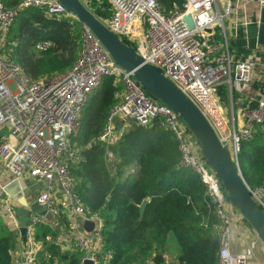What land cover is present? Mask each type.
I'll list each match as a JSON object with an SVG mask.
<instances>
[{
    "label": "built area",
    "instance_id": "built-area-1",
    "mask_svg": "<svg viewBox=\"0 0 264 264\" xmlns=\"http://www.w3.org/2000/svg\"><path fill=\"white\" fill-rule=\"evenodd\" d=\"M80 1L92 12L94 5L109 3L111 14L99 18L122 40L128 39L147 63L157 67L198 106L240 168L242 141L251 140L256 126L264 122V45L259 42L264 0H185L181 9L168 15L157 0ZM250 4L258 8L252 14L247 11ZM27 8L42 10L48 16H72L60 0H20L13 8L0 0V164L15 179L46 182L37 195L38 204L46 206L54 219L66 215L69 220L64 228L67 232L59 234L54 242L65 249L82 250L83 261L89 258L94 264H109L112 257L111 252L103 253L104 220L100 213H91L84 205L66 160L73 136L82 127L84 106L106 77L115 75L123 83V99L110 113L100 139L113 147L118 138V121L148 125L156 118L164 119L180 141L181 165L200 176L223 223L218 264H249L255 255L252 246L242 251L234 249L240 234L232 221L237 209L228 200L227 191L207 163L192 131L178 113L149 95L132 72L117 66L88 27L83 28L82 50L75 65L51 77L33 80L10 52L1 51L6 31L20 10ZM187 15L192 16L193 28L188 26ZM251 27L257 28L254 47L248 37ZM241 37L245 47L251 49L248 55L238 56L231 47ZM50 45L47 40L36 43L40 50ZM225 83L240 92L253 91L254 84L258 86L259 92L250 98V103L257 101L256 107L241 109V127H230L223 114L219 88ZM108 156L110 161L114 159L111 148ZM249 190L264 211V187ZM88 220L95 224L91 232L83 228ZM50 221L46 215L30 219L26 249L17 264H36L39 244L34 239V229ZM54 226L60 227L58 223ZM169 261V255L164 254L159 264ZM142 264L158 263L150 257Z\"/></svg>",
    "mask_w": 264,
    "mask_h": 264
},
{
    "label": "trees",
    "instance_id": "trees-1",
    "mask_svg": "<svg viewBox=\"0 0 264 264\" xmlns=\"http://www.w3.org/2000/svg\"><path fill=\"white\" fill-rule=\"evenodd\" d=\"M2 1L10 8L20 2ZM157 1L167 15L185 3ZM93 12L102 19L109 16V3L94 5ZM83 28L73 16H48L39 9H22L6 31L1 51L10 52L33 80L51 77L77 62ZM43 40L51 45L40 50L36 43ZM123 41L131 45L128 39ZM244 44V37L235 42L238 56L250 53ZM123 93L121 80L107 76L84 106L82 127L73 136L66 160L84 205L104 220L103 253H112L109 264H142L150 257L159 264L164 254H171L169 264H218L223 223L200 176L181 165L180 141L164 119L156 118L148 125L133 123L118 136L113 149L100 139ZM239 161L248 186L264 187V122L256 126L251 140L242 141ZM145 199L149 202L141 216L140 205ZM56 223L60 227L54 226ZM68 225V217L62 215L35 226L34 239L39 244L36 264H83L82 250L65 249L54 242L61 227ZM19 234L0 220V264H17Z\"/></svg>",
    "mask_w": 264,
    "mask_h": 264
},
{
    "label": "water",
    "instance_id": "water-1",
    "mask_svg": "<svg viewBox=\"0 0 264 264\" xmlns=\"http://www.w3.org/2000/svg\"><path fill=\"white\" fill-rule=\"evenodd\" d=\"M60 2L73 17L77 18L97 36L109 51L117 66L132 72L149 95L180 115L200 143L207 163L221 180L227 191L228 200L253 227L264 245V211L253 199L249 186L242 175L241 169L233 159L229 148L222 144L211 123L198 106L157 67L147 63L134 47L126 44L118 34L107 27L80 0H60ZM185 19L188 26L193 28L194 21L192 16L187 15ZM207 31L210 32L209 30ZM259 42L264 45V9L261 12ZM254 87H257V84H254ZM256 105V100L250 104L251 107H256ZM14 182L16 185L20 184L19 179H14ZM13 197L18 198L15 195ZM20 201L24 202L25 198L22 197ZM148 202L149 199H145L140 205L141 216H143ZM33 213L46 215L49 220L54 219L53 214L48 211L47 207L38 204L37 200L31 203L30 209L23 207L18 209V215L21 217L30 218ZM94 226V222L88 220L84 222L83 228L87 232H91ZM19 231L23 241L27 243V225L23 224L20 226ZM83 264H94V262L87 258L83 261Z\"/></svg>",
    "mask_w": 264,
    "mask_h": 264
},
{
    "label": "crops",
    "instance_id": "crops-1",
    "mask_svg": "<svg viewBox=\"0 0 264 264\" xmlns=\"http://www.w3.org/2000/svg\"><path fill=\"white\" fill-rule=\"evenodd\" d=\"M254 6L255 5L253 4L248 5L247 11L252 14L253 9H258ZM231 47L235 50V52H239L237 46H235V42H232ZM258 92V86L254 88V91L249 90L246 92H240L235 87H232L229 83L221 85V106L223 114L227 118L230 127L243 126L244 121L241 117V109L250 105L251 96L257 95ZM222 95H224L223 100ZM132 125L133 123L129 122L128 120L118 121V132L121 134L123 131L131 128ZM14 179L15 177L13 174H11L7 169L3 168V166L0 164V220L5 222L10 228L19 231V227L23 224L27 225L30 219L36 216V214L33 213L30 218L21 217L18 215V209L20 207L30 209L31 203L36 200L39 192L46 187V182L31 178H24L20 179L19 185H16ZM13 195L17 196L18 198H14ZM22 197L25 198L24 202L20 201ZM9 207H12L13 211L9 212ZM232 221L240 232L236 238L234 249L236 251H242L247 247V245H251L255 255L249 261V264H264V245L253 227L237 210L233 212ZM65 227L66 226L61 227L59 234L67 232V230H64ZM25 249L26 243L23 241L22 237H20L15 251L17 260L23 256Z\"/></svg>",
    "mask_w": 264,
    "mask_h": 264
},
{
    "label": "rangeland",
    "instance_id": "rangeland-1",
    "mask_svg": "<svg viewBox=\"0 0 264 264\" xmlns=\"http://www.w3.org/2000/svg\"><path fill=\"white\" fill-rule=\"evenodd\" d=\"M256 35H257V28L256 27H251L249 28V34H248V37L250 38L251 40V47H254L255 45V38H256ZM223 85V84H222ZM219 98H220V102H221V95H220V89H219ZM223 97L224 95H222V100H223ZM222 105V103H221ZM129 122H131L129 120ZM132 123V122H131ZM120 135V133H118V136ZM168 255V254H167ZM171 256V254L169 255V257ZM171 258V257H170Z\"/></svg>",
    "mask_w": 264,
    "mask_h": 264
}]
</instances>
